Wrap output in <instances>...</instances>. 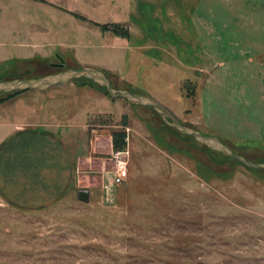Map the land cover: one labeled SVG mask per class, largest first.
Here are the masks:
<instances>
[{
    "label": "rangeland",
    "instance_id": "rangeland-1",
    "mask_svg": "<svg viewBox=\"0 0 264 264\" xmlns=\"http://www.w3.org/2000/svg\"><path fill=\"white\" fill-rule=\"evenodd\" d=\"M0 10V53L11 54L0 59L1 79L57 72L60 61L94 64L113 87L264 161V0H0ZM17 45L32 53L17 57ZM72 79L0 102V139L2 123L54 117L86 122L94 137L125 129L118 155L89 148L102 161L90 181L102 173L112 185L103 199L98 189L80 198L81 186L35 210L0 196V264H264V169L180 133L150 106L106 94L102 102ZM118 158L127 173L116 182Z\"/></svg>",
    "mask_w": 264,
    "mask_h": 264
},
{
    "label": "crops",
    "instance_id": "crops-1",
    "mask_svg": "<svg viewBox=\"0 0 264 264\" xmlns=\"http://www.w3.org/2000/svg\"><path fill=\"white\" fill-rule=\"evenodd\" d=\"M42 36H45L44 33ZM21 45L27 47L32 45L35 52L42 55L46 53L45 48L38 52L37 48L42 47V44L39 46L32 41H25ZM14 49L21 53L17 54L19 55L17 57L24 58L32 53V50L27 48L20 50L18 45ZM0 52L2 53L1 49ZM1 53V61L10 59L11 54L1 55ZM61 63L64 64L63 61ZM87 66L99 67L94 64ZM51 71L46 74L53 73ZM120 77L123 78L124 83L130 81L122 75ZM70 82L73 89L79 87L81 91H88L89 95L92 93L91 90H94L93 95L96 99L102 102L108 101L107 94L93 85ZM96 112H104V110ZM74 114L78 115L77 111ZM56 115L53 113L51 116ZM2 124L4 125L1 126L5 128L3 131L7 130L0 139V196L5 202L23 210L40 209L64 198L71 190H82L81 186L85 187V191L88 189L89 193L98 189L103 199L104 190L112 183L110 177H105L102 173H95L98 184L90 181V174L98 169V164L102 161L96 158L91 160L88 158L91 155L88 154L89 148L96 149L100 146L111 148V138L107 135L96 133L99 135L89 136L87 123L82 122L77 125L71 118L61 120L54 117L50 120L44 119L43 122L18 120ZM75 127L78 131L74 130ZM105 141H107L106 145ZM92 165H95L94 168Z\"/></svg>",
    "mask_w": 264,
    "mask_h": 264
},
{
    "label": "water",
    "instance_id": "water-1",
    "mask_svg": "<svg viewBox=\"0 0 264 264\" xmlns=\"http://www.w3.org/2000/svg\"><path fill=\"white\" fill-rule=\"evenodd\" d=\"M85 76L100 85L104 86L111 97H122L129 101L151 106L159 115L166 120L170 125L176 128L183 134L191 135L198 142L205 144L210 149L222 152L227 156L234 157L242 163L254 167L264 169V161H253L240 153H236L228 144L216 135L206 134L200 130L180 122L177 118L172 116L163 106L155 102L150 96L134 92L126 88L113 87L109 77L99 68L94 67H79V68H63L57 72L49 73L39 77H13L0 79V91H11L15 89H44L59 83L71 80L74 77ZM87 191L80 192V198H86Z\"/></svg>",
    "mask_w": 264,
    "mask_h": 264
},
{
    "label": "trees",
    "instance_id": "trees-1",
    "mask_svg": "<svg viewBox=\"0 0 264 264\" xmlns=\"http://www.w3.org/2000/svg\"><path fill=\"white\" fill-rule=\"evenodd\" d=\"M72 14L76 17H80V18H84L82 15L78 14V13H75V12H72ZM97 22V21H96ZM110 23V22H109ZM98 24L102 30H109V29H112L117 35H121L123 37H126V36H129V29H127V27H124V28H120L116 25V27H108L109 24L107 22H104V23H96ZM123 27V26H122ZM60 61V60H59ZM62 61L58 62V64H52L53 66H56L57 70H60L61 68H64L66 67L65 64L61 63ZM104 71V70H103ZM106 73V72H105ZM24 77H28V75H24ZM1 79V77H0ZM76 79L77 82L76 83H79V84H88V85H95L97 88L101 89L105 94H107L108 96H110L106 90V88L102 85H100L99 83H97L96 81L88 78V77H85V76H79V77H74L72 80ZM111 82V80H110ZM112 84V83H111ZM187 84V83H186ZM25 89H15V90H11V91H7V93L3 96H0V102H3L5 100H7L8 98L16 95L18 92H21ZM192 93L191 90L188 92V94ZM111 97V96H110ZM151 107V106H150ZM153 108V107H151ZM154 109V108H153ZM155 110V109H154ZM156 111V110H155ZM157 112V111H156ZM158 113V112H157ZM159 114V113H158ZM121 123L125 126L127 125V115L124 113L122 115V118H121ZM176 129V128H175ZM177 130V129H176ZM178 131V130H177ZM180 132V131H179ZM181 133V132H180ZM111 142H112V149H120V148H124L125 145H126V141H125V137H126V131L125 129H113L111 132ZM183 134V133H182ZM187 135V134H185ZM188 136H191V135H188ZM192 137V136H191ZM194 138V137H192ZM195 139V138H194ZM196 140V139H195ZM203 144V143H202ZM205 145V144H204ZM206 146V145H205ZM207 147V146H206ZM219 152V151H218ZM221 154H223L222 152H220ZM224 156L226 157H229V158H234V157H231V156H227L225 154H223ZM236 159V158H234ZM238 160V159H236ZM239 161V160H238ZM241 162V161H240Z\"/></svg>",
    "mask_w": 264,
    "mask_h": 264
},
{
    "label": "built area",
    "instance_id": "built-area-1",
    "mask_svg": "<svg viewBox=\"0 0 264 264\" xmlns=\"http://www.w3.org/2000/svg\"><path fill=\"white\" fill-rule=\"evenodd\" d=\"M127 136V134H126ZM125 141H126V137H125ZM116 152V155H118L120 152H122L123 150H125L124 148H120V149H113ZM127 173V169L125 166V162L123 160H121L120 158H118L115 162V175H114V179L116 182H119L121 180L124 179V177L126 176Z\"/></svg>",
    "mask_w": 264,
    "mask_h": 264
}]
</instances>
